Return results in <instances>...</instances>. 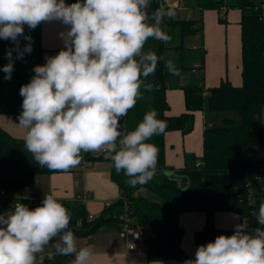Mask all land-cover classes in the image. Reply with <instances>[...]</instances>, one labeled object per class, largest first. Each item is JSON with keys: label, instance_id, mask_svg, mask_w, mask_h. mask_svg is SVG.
I'll list each match as a JSON object with an SVG mask.
<instances>
[{"label": "clouds", "instance_id": "9594fccd", "mask_svg": "<svg viewBox=\"0 0 264 264\" xmlns=\"http://www.w3.org/2000/svg\"><path fill=\"white\" fill-rule=\"evenodd\" d=\"M150 0H0V39L17 46V59L32 52L34 30L41 22L60 21L68 26L56 55L36 65L35 75L20 87L23 97L19 123L26 131L24 147L40 167L69 170L81 162L82 152L104 153L117 174L122 171L135 188L154 176L158 149L148 142L162 134L166 121L151 109L131 131H121V118L151 91L145 83L163 57L144 51L151 38L165 44L171 37L161 28L162 16L149 17ZM151 21V22H150ZM28 43L19 50V40ZM3 66L5 79L14 71L12 50ZM172 75L180 69L165 60ZM250 231L245 222L232 235H218L196 248L195 258L184 264H264V201L254 213ZM71 214L54 194L43 196L30 208L17 202L0 213V264H43L41 255L54 243L56 252L74 256L71 264H97L93 246L78 247L70 228Z\"/></svg>", "mask_w": 264, "mask_h": 264}, {"label": "trees", "instance_id": "16d2710c", "mask_svg": "<svg viewBox=\"0 0 264 264\" xmlns=\"http://www.w3.org/2000/svg\"><path fill=\"white\" fill-rule=\"evenodd\" d=\"M224 5L237 7L242 11V84L233 85L223 81L220 85L209 88L207 95L202 85L186 84L183 89L187 111L179 115H168L166 81L172 74L165 68V50H180L182 55L186 37L201 36L202 24L200 19L174 17L172 10L163 0H150L148 9L154 12V16L161 14L160 26L165 32L168 30L171 41L165 44L150 38L146 42L144 51H152L164 59L159 62L155 74L145 80V83L152 85V90L141 89L143 95L151 96V102L147 103L142 95L135 107L121 118V131L134 130L144 114L151 109L157 110L158 118L166 121L165 131L154 135L148 141L158 149L155 174L147 184L133 188L128 185V177L123 171L116 173L110 157L104 153L82 152L80 164L83 160L111 162V178L118 184L121 197L107 206L99 217L91 220L83 203L60 199L71 214L70 228L75 236L91 235L104 223L113 222L118 227V214L124 204L123 197L128 199L133 209L135 226L143 229L145 233L149 261L177 259L184 264L190 259L181 247L184 230L179 224V215L183 211L198 210L206 214L204 229L195 234L198 246L213 241L218 235H226L214 224L217 211H233L240 214L246 220L248 228L258 225L254 213L258 212L260 203L264 201V185L255 194L252 193V184L260 176L261 169L259 162L251 155L258 146L264 145V0H235L231 3L227 0H196V6L201 9L220 10ZM220 20L224 21L223 18ZM175 32L181 42L176 45L171 44L176 36ZM10 49L14 62L11 77L18 91L17 106L10 111L18 117L22 111L23 100L19 90L30 78L19 72L26 53L22 59H17V46L10 40L0 39V69L9 63L6 52ZM198 49L202 56L203 49ZM19 50H23L21 45ZM176 67L180 72L175 76H180L184 69H193L192 66H185L181 58ZM4 78L5 73L0 70V112L6 111L3 107ZM196 110L222 115L220 124L208 123L204 130V164L184 172L168 171L165 161V134L170 130H181L183 133L192 131ZM254 126H257L255 136L252 134ZM63 171L65 170L40 167L32 154L25 149L24 139L12 136L0 126V186L9 194L3 201L7 206L13 203L15 197L23 190H34L40 175ZM180 176L188 177L189 181L180 185ZM41 201L42 199L39 200V205ZM30 208H34L33 205ZM43 257V264L48 263L49 257Z\"/></svg>", "mask_w": 264, "mask_h": 264}, {"label": "crops", "instance_id": "0c3cea01", "mask_svg": "<svg viewBox=\"0 0 264 264\" xmlns=\"http://www.w3.org/2000/svg\"><path fill=\"white\" fill-rule=\"evenodd\" d=\"M65 2L71 4L76 0H65ZM163 2L172 10L174 17L200 19L202 24V34L194 36L195 42L192 45V47L196 45V48H194L195 52L191 58V66L198 64L200 66L198 73L189 69L187 74L172 75L166 81V98L169 103L166 113L179 115L187 111L183 89L186 84L198 83L202 85L206 90V95L209 88L218 86L223 81L233 85L242 84V11L240 8L227 6V12L222 17L217 9L199 8L196 6V0H163ZM221 18L224 21L220 20ZM67 29L68 26L56 20L41 22L34 30L25 26L24 32L31 36L33 49L30 54L26 53V60L36 57L39 65L46 63V57L54 56L64 48V41L60 33L66 32ZM26 43L28 41L20 37L19 45L24 47ZM174 43H176L175 40ZM198 47L203 49L202 56L199 54ZM173 50L175 49L165 50L166 60L167 57H171L169 54ZM179 62L180 56H176L175 65ZM4 109L6 111L0 112V126L12 136L24 139L26 131L18 125V117L10 111L14 108ZM221 118L222 115L217 113L196 110L194 111L192 131L189 133H183L181 130L167 131L165 134L166 169L184 172L195 168L196 162L203 158L206 125L208 123L220 124ZM110 168L111 162L108 160L86 161L85 164L76 166L74 170L67 171V175H61L62 172L40 175L34 193L40 199L46 194H54L58 200L74 202H78V200L76 201L78 195L86 194L88 199L83 203L86 212L97 218L106 208L108 201H116L121 197L118 184L111 178ZM13 206V203L7 206L0 198V213L11 211ZM244 220L240 214L233 211H217L214 215L216 228L225 232L227 236L232 235L230 231L234 230L236 224L242 223ZM179 224L184 230L181 247L190 259H194L198 247L195 234L204 229L206 214L198 210L183 211L179 215ZM252 229L249 228L250 231ZM76 238L78 247L93 246L94 252L97 253V264H182L177 259L149 261L146 253L148 243L144 236L137 247L129 249L121 237L118 227L112 226L110 223L102 224L91 235L76 236ZM54 243L47 246L41 255L56 253ZM71 258L74 259V256Z\"/></svg>", "mask_w": 264, "mask_h": 264}, {"label": "rangeland", "instance_id": "374dc122", "mask_svg": "<svg viewBox=\"0 0 264 264\" xmlns=\"http://www.w3.org/2000/svg\"><path fill=\"white\" fill-rule=\"evenodd\" d=\"M227 2L231 3V2H233V0H227ZM167 32H168V30H166V33ZM175 33H176V36L172 39L173 41L171 43L174 45L179 44V42H180V37H179L178 33L177 32H175ZM174 40L176 41V43H174ZM194 42H195V39L193 36L186 37L185 44H184L185 49H184L182 55H181L180 50H173V52H171V54H169V55H171V57L170 56L167 57V60L174 61L176 56L181 55L180 56L181 62H183V64L185 66H191V63H192L191 58L195 52L194 48H192V45ZM25 55H27V54H25ZM36 65H39L38 59L36 57H30V59L28 61L25 60L23 62V64L19 67V72L22 75L31 79L35 75L33 69ZM187 72H188L187 69H184L182 73L187 74ZM4 88H5V90H4L3 107L6 109L16 108L18 91H17L16 83L12 77L10 80L4 78ZM143 98L147 103L151 102V96L150 95L145 94V95H143ZM262 118H263V122H264V113H263ZM252 134L254 136L257 135V126H254L252 128ZM251 157L259 162L258 165L261 169L260 176L254 181V183L252 185V189H251L252 193L255 194L256 192H258V190H260L259 188H261V186L264 185V145L258 146L255 149V151L252 153ZM105 165H107V164H105ZM67 173H68L67 171H63L60 174L61 175H67ZM110 225L115 226V224H113V222H111ZM258 226L259 225L255 226V227H258ZM255 227H253L252 230H254ZM144 237H145V235H144ZM47 256L49 257V262L48 263L45 262V264H71V261H72L71 256L69 257V256L59 255L57 252L53 253L52 255H47ZM44 261H45V259H44Z\"/></svg>", "mask_w": 264, "mask_h": 264}, {"label": "built area", "instance_id": "2783aa9c", "mask_svg": "<svg viewBox=\"0 0 264 264\" xmlns=\"http://www.w3.org/2000/svg\"><path fill=\"white\" fill-rule=\"evenodd\" d=\"M228 7L227 6H222L221 9L219 10L220 16H224L227 12ZM193 48H196V45L193 46ZM200 69V66L198 64H195L193 66V72L198 73ZM93 153V152H92ZM93 154H98V153H93ZM106 155V154H105ZM86 163V160L82 161V165ZM204 164L203 160H198L196 162V167H202ZM8 192L5 189L0 190V198L5 201L6 198L8 197ZM88 199V196L86 194H81L76 197V200H78L81 203H85ZM124 200V204L122 207L121 212L118 214V219H119V226L118 230L121 235V237L125 240L126 246L129 249H133L138 246V243L143 239L144 236V231L141 228H138L135 226V216L133 215V209L131 205L129 204V201L126 197L122 198ZM39 200L35 193L34 190L32 189H26L23 190L18 196L15 197L13 205L17 202H21L24 204H27L29 207L33 205V207H36L39 205ZM114 201H108L107 206L112 205ZM106 206V207H107ZM88 218L94 219L93 215H88ZM246 223V220H244ZM247 224V223H246Z\"/></svg>", "mask_w": 264, "mask_h": 264}, {"label": "water", "instance_id": "95a60500", "mask_svg": "<svg viewBox=\"0 0 264 264\" xmlns=\"http://www.w3.org/2000/svg\"><path fill=\"white\" fill-rule=\"evenodd\" d=\"M147 12H148L149 17H151V16L153 17L154 16V12L153 11L147 9ZM26 59H27V56L25 55L23 60L25 61ZM179 180H180V185H183L184 183H187L189 181L188 177H186V176H180Z\"/></svg>", "mask_w": 264, "mask_h": 264}]
</instances>
